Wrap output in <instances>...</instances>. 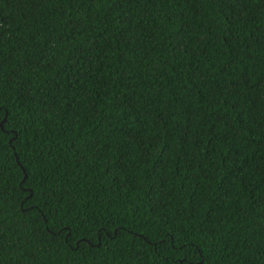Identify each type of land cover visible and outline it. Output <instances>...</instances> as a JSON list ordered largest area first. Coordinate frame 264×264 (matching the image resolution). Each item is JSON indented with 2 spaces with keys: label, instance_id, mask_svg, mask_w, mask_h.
<instances>
[{
  "label": "trees",
  "instance_id": "16d2710c",
  "mask_svg": "<svg viewBox=\"0 0 264 264\" xmlns=\"http://www.w3.org/2000/svg\"><path fill=\"white\" fill-rule=\"evenodd\" d=\"M0 106V264H264V0H0Z\"/></svg>",
  "mask_w": 264,
  "mask_h": 264
},
{
  "label": "snow or ice",
  "instance_id": "6c2138e0",
  "mask_svg": "<svg viewBox=\"0 0 264 264\" xmlns=\"http://www.w3.org/2000/svg\"><path fill=\"white\" fill-rule=\"evenodd\" d=\"M2 107V106H0ZM8 115L7 113H0V132H2L5 123L8 121ZM27 177H25L26 179ZM101 230H105L104 225H101ZM0 256H2V253H0Z\"/></svg>",
  "mask_w": 264,
  "mask_h": 264
}]
</instances>
